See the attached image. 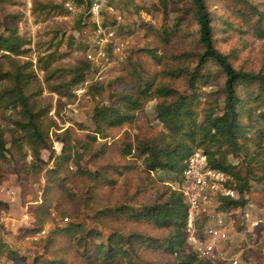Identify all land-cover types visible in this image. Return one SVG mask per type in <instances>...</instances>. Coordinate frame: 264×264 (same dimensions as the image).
<instances>
[{"label": "rangeland", "instance_id": "rangeland-1", "mask_svg": "<svg viewBox=\"0 0 264 264\" xmlns=\"http://www.w3.org/2000/svg\"><path fill=\"white\" fill-rule=\"evenodd\" d=\"M52 1L61 7H38ZM112 1L122 13L123 25L113 26L116 34L119 35L121 28L132 31L124 34L127 36L117 35L103 45L104 56L97 54L101 48L96 42L97 24L93 32L86 23L75 24L81 7L74 0H5L0 4V34H7L9 29L5 25L14 26L26 40L27 52L11 57L18 64H27L24 72L30 77L25 90L31 99L41 106L48 105L40 121L48 130L54 157L63 152L60 138L67 134L72 140L66 149L69 158L60 164L59 178L50 173L54 183H48L45 178L46 170L52 169L58 160L48 158L50 150L41 151V157L47 162L41 173L32 168L28 175L17 176L16 169L33 160L24 139L22 149L11 148L15 160L5 165L0 163V186L10 187L13 197L10 200L0 194L5 199H0V240L14 251L12 255L1 253L0 264H88L82 257L86 245L81 242V231L70 233L64 228L73 222L80 223L84 230H97L100 238L106 240L115 226L125 231L130 227L121 219L112 226L107 209L121 204L130 208L150 205L159 196L158 190L175 182L174 172L161 169L148 172L142 157L123 153L127 142L135 144L137 138L151 139L167 132L156 118V98H142L141 105L131 111L130 121L105 127L104 137L94 133L92 114L97 105H117L122 95L137 96L139 87L146 81L153 86L167 83L179 92H191L183 77H172L169 73L176 66H194L195 55L202 51L196 22L188 11L189 1L167 0V8L161 6L160 0ZM208 8L213 17L216 48L229 57L235 68L264 73V0H208ZM178 18L179 26L173 27ZM164 30L169 32L167 38ZM91 52H94L93 59L88 58ZM48 53L55 60L44 70L41 63ZM86 59L94 70H90L83 83L60 93L50 89V84L65 82L69 70ZM9 62L8 58L0 57L2 69L9 67ZM50 72L52 75L47 81L46 75ZM214 78L207 84L201 81L198 84L200 97L194 107L198 122L223 79L220 75ZM243 99L255 126L247 135L248 145L252 146L256 144L252 141L254 131L263 126L260 114L264 106L258 107L246 95ZM219 100L222 105L221 94ZM21 117L18 108H0V125L5 129L14 128L13 120ZM261 158L258 174L264 173V154ZM229 160L233 164L239 162L232 156ZM77 161L80 170L90 174L77 171ZM247 198L243 209L257 220L262 219L264 180L251 183ZM241 220V214H236L233 226H225L230 237L222 249L231 251L233 246L240 245L243 252L239 264H264V225L248 227ZM163 256L152 252L145 259Z\"/></svg>", "mask_w": 264, "mask_h": 264}, {"label": "trees", "instance_id": "trees-1", "mask_svg": "<svg viewBox=\"0 0 264 264\" xmlns=\"http://www.w3.org/2000/svg\"><path fill=\"white\" fill-rule=\"evenodd\" d=\"M4 1L0 0V4ZM188 1V11L196 22L198 42L202 51L195 55L194 66H176L169 73L172 77H183L191 92H179L167 83L153 86L152 82L146 81L139 87L137 96L125 94L119 98L117 105L95 106L92 114V122L95 126L93 131L104 137L105 127L119 126L130 121L133 117L131 111L141 105L142 98H156V118L167 132L151 139L137 138L135 144L127 142L123 149L124 155L142 157L148 172L159 169L174 172L176 174L174 181H177L180 179L186 159L196 150L195 148H198L207 155L210 167L221 170L229 176L228 186L238 193L235 199L218 197L217 210L225 214L237 207L242 209L246 207L251 183H260L264 180V173L257 172L260 169L261 156L264 154V112L260 114L263 121L262 128L254 131L255 138L252 141L256 144L249 146L247 135L255 126L251 122L252 113L243 99L246 95L256 102L258 107L264 106V73L235 68L229 57L215 46L213 17L208 8V0ZM74 2L81 7L75 24L79 26L86 23L92 27L93 32L94 28L96 29V22L91 19L89 13L91 0H74ZM49 3V5L39 4L38 7L44 9L61 7L53 4V1ZM160 3L163 8H167V0H160ZM119 12L122 17L120 7ZM101 13L103 26L118 25L120 28L123 25L115 16ZM146 25L144 24L145 28H148ZM5 26L9 30L7 34H0V53L4 52L0 57H6L10 62L6 69L0 67V108H18L22 117L13 120L12 129H5L0 125V163L5 165L6 162L15 160L11 148L16 147L20 150L21 141L24 139L31 149L33 160L27 166L21 165L16 169L17 176L21 178V174L28 175L33 171L32 168H36L38 173L45 168L47 162L41 157L42 150H50L49 159L54 157L55 151L49 143L48 130L40 121L48 105L41 106L35 99H31L25 90L27 79L30 77L24 72L27 64H18L11 57H19L27 52L24 49L26 40L18 33L16 27ZM175 26H179V18L174 22L173 27ZM118 31L119 35L118 32L116 35L127 36L124 34L126 32L129 34L132 30L121 28V31ZM164 32L167 38L169 32L167 30ZM261 34H263L262 30ZM46 56L45 61L41 63L44 70L55 60L49 53ZM56 70L58 68L51 72ZM90 70L93 72L94 68L89 60L80 61L69 70V78L65 82L50 84V89L59 93L64 89L70 90L83 83L91 74ZM51 72L46 75L47 81H50ZM219 75L223 77L219 89L214 92V98L205 108L201 122H198L194 108L200 97L198 84L200 81L207 84ZM220 94L223 96L222 105L219 100ZM60 140L61 144L63 143V152L61 150L62 153L54 157L58 159L54 167L46 170L45 178L48 183H54L51 172L54 173L55 179L59 178L60 164L69 158L66 149L72 140L67 134ZM229 156L238 159L239 162L233 164ZM21 162L23 163V160ZM76 163L77 171L90 174L87 170H80L79 161ZM3 170L7 169L3 167ZM158 193L159 196L150 205L143 204L138 208H130L121 204L107 209L111 214L112 226H115L116 220L121 219L126 225L129 223L130 227L125 231L115 226L106 240L100 238L101 234L97 230H84L80 223L73 222L64 230L70 233L81 231V242L86 245L82 257L88 264H224V261L219 259L213 262L199 258L187 246L184 236L186 205L180 191L169 185L163 190H158ZM96 238L99 239L97 243H95ZM4 252L9 255L14 253L5 242L0 240V257ZM152 252L164 256L159 259H145Z\"/></svg>", "mask_w": 264, "mask_h": 264}, {"label": "built area", "instance_id": "built-area-1", "mask_svg": "<svg viewBox=\"0 0 264 264\" xmlns=\"http://www.w3.org/2000/svg\"><path fill=\"white\" fill-rule=\"evenodd\" d=\"M101 12L115 16L118 21L122 20V17L112 0H91L89 13L97 24L96 42L101 47L97 54L104 56L103 45L112 42L117 35L113 26L101 24ZM94 57V52L88 54L89 59ZM228 180L227 174L208 165L207 155L198 149L186 159L180 179L175 181L172 187L180 191L186 205L184 236L187 246L199 258L213 262L219 259L224 261V264H239L243 252L240 245L229 249L231 251L222 249L230 237V232L225 226L227 224L233 226L236 214H241L242 224L248 227L264 224V217L257 220V217L253 215L254 218L248 210L240 207L225 214L217 210L219 196L233 199L238 197L237 191L228 186ZM0 194L10 200L13 199L10 187L0 186Z\"/></svg>", "mask_w": 264, "mask_h": 264}]
</instances>
